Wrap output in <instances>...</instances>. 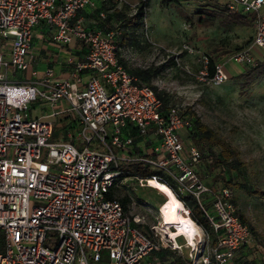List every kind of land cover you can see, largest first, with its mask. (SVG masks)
Returning a JSON list of instances; mask_svg holds the SVG:
<instances>
[{
	"label": "built area",
	"instance_id": "2783aa9c",
	"mask_svg": "<svg viewBox=\"0 0 264 264\" xmlns=\"http://www.w3.org/2000/svg\"><path fill=\"white\" fill-rule=\"evenodd\" d=\"M225 1L230 10L254 16L252 48H264V0ZM102 3L110 0H0V37L6 39L0 40V230L6 246L0 264H90L101 261L104 252L111 264H151L146 258L163 243L134 226L121 203L106 195L125 160L147 163L192 194L212 227L222 230L212 256L218 264H231L235 252L252 243L250 227L238 216L232 191L215 194L195 171L201 151L180 133L190 121L177 107L164 112L155 90L120 63V31L90 29L77 16ZM106 15L100 12L101 18ZM40 23L54 29L52 40L61 47L74 38L87 46L85 60L68 55V78L53 69L41 74L33 66V34ZM250 51L228 61L251 65ZM208 62L205 58L196 79L211 86L225 83L226 62L221 60L213 75ZM85 70L93 72L88 81ZM19 71L28 74L20 77ZM36 100L74 113L80 131L70 134V141H50L60 112L53 108L31 118L28 111ZM129 125L140 134L154 129L158 143L149 157L119 153L131 155L135 144L134 137L124 136ZM96 141L100 146H93ZM210 258L204 262L210 264Z\"/></svg>",
	"mask_w": 264,
	"mask_h": 264
},
{
	"label": "rangeland",
	"instance_id": "374dc122",
	"mask_svg": "<svg viewBox=\"0 0 264 264\" xmlns=\"http://www.w3.org/2000/svg\"><path fill=\"white\" fill-rule=\"evenodd\" d=\"M126 1L130 7L129 13H133L141 0ZM210 2L214 1L149 0L145 26L124 27L127 39L121 47V59L125 67L138 75L141 81L157 87L168 104L182 110L191 107L204 124L239 149L241 159L246 163L245 180L264 189V75L255 77L247 84L246 79L239 75L252 64L228 61L240 50L251 47L250 54L256 63L264 59V48H252V25L227 27L218 19L196 12L203 7L213 9ZM218 2L220 5L226 3L225 0ZM0 40L3 43L6 41L2 37ZM76 40L74 38L73 43ZM208 55H215L226 62V71L231 76L222 85H204L196 79ZM232 65L235 66L234 70ZM145 71L151 76L150 80L144 77ZM27 74V71L18 73L20 77ZM40 102H33L29 116L37 118L56 109L60 113L53 122L54 131L50 141H70L64 119L67 115L68 119L73 118L75 114L63 111L61 105L52 108L48 104L43 108L38 106ZM80 129L81 126L77 131ZM180 133L185 135V129ZM93 146H100V143L96 141ZM232 192L239 211L264 241V200L244 189H232ZM115 193L118 198L130 196L129 214L133 219L146 230L153 229L161 236L160 241L167 249H176L190 264H206L204 260L207 255L212 256L213 239H209L202 227L198 226L193 246L189 245L186 237L183 245L165 236L169 230L175 233L178 230L173 225H164L159 208L165 197L158 190L148 184L141 185L132 178H125L117 182ZM250 247L243 249L244 255H241L242 260L239 259L238 264H261L260 249L255 242ZM5 251L4 239L0 252ZM90 264H111V257L104 252L101 261H90Z\"/></svg>",
	"mask_w": 264,
	"mask_h": 264
},
{
	"label": "trees",
	"instance_id": "16d2710c",
	"mask_svg": "<svg viewBox=\"0 0 264 264\" xmlns=\"http://www.w3.org/2000/svg\"><path fill=\"white\" fill-rule=\"evenodd\" d=\"M212 1L214 2H210V4L212 5L213 9H207L203 7L202 9L196 12L199 14L203 13L207 17L218 19L224 26L227 27L232 25H252L254 27V16L232 11L227 7L226 3L224 5H220L218 0ZM109 4L102 3L99 4L97 8L82 9L80 11H83L87 14H98V23L92 25L86 24V26L90 29H101L104 31L113 29L120 31V35L117 37L119 47L118 56L120 63L125 67L121 59V47L127 39V32L125 31L124 27L141 28L145 26L146 16L148 14L149 0H141L136 5L135 11L133 13H129L128 10H130V7L128 4H125L120 7L118 6L115 0H110ZM102 10L107 12V15L104 18L100 17V12ZM80 11H78V13ZM203 18L205 17H201V19ZM84 46L87 47L86 45ZM205 58H208L209 60V73L213 75L216 71V65L221 61V58L215 55H208ZM127 71L135 75L139 79V83L149 85L141 81L138 75H136L135 73L129 71L128 69ZM84 72L85 71H83V73ZM143 74L146 75L144 76L146 77V79H151V76L148 75L147 71H145ZM262 75H264V59L252 64V66H250L239 76L244 77L247 81V84H249L255 77ZM230 76L231 75H229V77ZM151 87L155 90L157 95L162 100L164 112H168V110L172 107H177L175 105L168 104L166 97L159 92L157 87ZM177 108L180 110L181 116L190 121V125L185 128V135L181 134L183 140L187 145L194 144L195 146H197L202 154L200 163L195 165V171L201 177V179L213 190V192L215 194H218L223 188H228L231 191L232 189H244L252 193L254 196L264 200V189L249 184L244 178L246 172V163L242 161L239 149L234 147L230 142H228L224 138L220 137L214 129L204 124L191 107H188L187 109L183 110L179 107ZM147 133H145V135ZM132 153L133 155H135L134 153H136V155L146 157L150 156V153L141 150ZM155 177L157 178V181L167 184V186L172 189L175 196L189 210L192 220L197 223L200 227H202V229H204L209 236H211L213 230L215 229L212 227L211 223L205 215L204 210L198 204L195 197L192 194L181 192L179 190L178 183L173 178L161 174L156 169L152 168L150 165L143 161H123L120 165L119 176L117 177V179H115L112 187L106 195L109 198L118 200L122 205L124 213L131 217L133 225L136 226L140 231L144 232L145 234L151 237L152 231H150V229L146 230L142 224L137 223L129 214V204L131 203V197L124 196L118 198L115 193V186L118 181H121L125 178H132V180L136 181H138L137 178H140L146 181L152 180ZM211 198V196L206 197L205 203L209 206L210 204H208V201H210ZM232 202L237 207L236 200L233 196ZM237 214L244 223H247L249 225L253 237L252 242H255L258 248L260 249L259 252L261 253V264H264V241H262L258 237L254 230V227L248 223L247 219L239 211L238 207ZM220 236L221 235H219V237ZM219 237L218 239H213V247L217 245ZM2 241L4 242V234L2 233V230H0V251ZM251 244L240 247L235 252L231 264H238V260L242 258L241 255H244L242 254L243 249H250ZM151 253L153 254V256L158 257L165 264H190V261L184 256L177 253V250L167 249L163 246ZM210 264H218L213 256H211L210 258Z\"/></svg>",
	"mask_w": 264,
	"mask_h": 264
},
{
	"label": "crops",
	"instance_id": "0c3cea01",
	"mask_svg": "<svg viewBox=\"0 0 264 264\" xmlns=\"http://www.w3.org/2000/svg\"><path fill=\"white\" fill-rule=\"evenodd\" d=\"M77 16L83 17L84 21L87 25H92V24L98 23V21H99L98 14H96V13L87 14L83 11H80L77 14ZM53 34H54V29L46 23H40L34 29L33 42H32V52L35 56V59L33 61V66L35 68H37L41 74L46 72V70H48V69H53L55 74L58 77L68 78L70 76V73H71V66L67 63L68 55L69 54L73 55L78 60H85L87 57L88 48L85 47L84 44L81 43L79 40H76L75 43L72 42L68 47H61L60 45H58L57 43H55L52 40ZM232 69L233 70L235 69L234 65H232ZM92 75H93L92 71L85 70V72L83 73L84 81H88ZM46 105H48V104L40 102V105H38V106H42L44 108ZM46 115H47L46 113H43L40 116H46ZM40 116H38V117H40ZM64 123L68 129V136L71 139L70 134L77 132V130L80 127L79 120L76 116L68 119V115H67L64 119ZM124 136L125 137L132 136L135 139V144L130 149L131 155L128 154L127 152L126 153L119 152L120 154L124 155V157L129 156V158H130V156H132V154H133L132 152H136L139 150L149 153L151 151L152 147L158 143V137H156L154 135V129H149V131L146 135L145 134L140 135L138 133L137 129L133 125H129L128 128L124 131ZM75 142H76V140H75ZM134 154L136 155V153H134ZM150 187H152V186H150ZM197 226H199V225L197 224ZM151 231H152L151 238L160 242V240L162 239L161 236L159 234L155 233V231H153V229H151ZM2 233H3V231H2ZM221 233H222V230H220V231L213 230L212 235L209 236V239H215V238L218 239V237ZM197 234H198V231H197L196 235ZM165 236L168 238V236H170V234L165 235ZM183 236L181 235V236H177L175 238L170 237V239H175L177 241V243H181L184 245L186 243V240H185L186 236H184V237ZM186 238L188 239V237H186ZM4 239H5V237H4ZM175 240H173V241H175ZM163 245H164V243H163ZM163 247L168 248V247H165V245ZM171 250H176V249H171ZM146 262L151 263V264H165L158 257L153 256L152 253H150V255L147 257Z\"/></svg>",
	"mask_w": 264,
	"mask_h": 264
},
{
	"label": "bare ground",
	"instance_id": "6f19581e",
	"mask_svg": "<svg viewBox=\"0 0 264 264\" xmlns=\"http://www.w3.org/2000/svg\"><path fill=\"white\" fill-rule=\"evenodd\" d=\"M148 185L158 190L165 197L164 202L161 203L159 208L163 223L166 227L173 225L178 230V233L169 230L168 233L170 237L175 238L184 235L188 237L189 245H195L198 226L192 220L189 210L175 196L174 192L167 184L152 179Z\"/></svg>",
	"mask_w": 264,
	"mask_h": 264
}]
</instances>
